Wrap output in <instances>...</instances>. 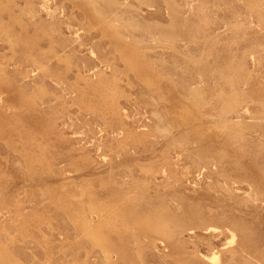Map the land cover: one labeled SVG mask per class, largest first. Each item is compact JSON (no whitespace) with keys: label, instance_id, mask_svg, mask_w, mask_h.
Returning <instances> with one entry per match:
<instances>
[{"label":"rangeland","instance_id":"374dc122","mask_svg":"<svg viewBox=\"0 0 264 264\" xmlns=\"http://www.w3.org/2000/svg\"><path fill=\"white\" fill-rule=\"evenodd\" d=\"M0 264H264V0H0Z\"/></svg>","mask_w":264,"mask_h":264}]
</instances>
